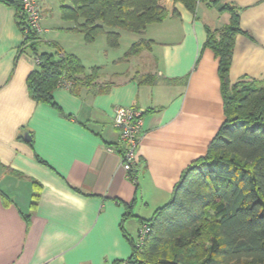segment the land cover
Returning <instances> with one entry per match:
<instances>
[{"label":"crops","instance_id":"1","mask_svg":"<svg viewBox=\"0 0 264 264\" xmlns=\"http://www.w3.org/2000/svg\"><path fill=\"white\" fill-rule=\"evenodd\" d=\"M38 1L45 29L38 50L58 45L87 73L101 67L98 82L107 90L75 94L62 86L54 91L57 106L34 100L28 77L36 57L24 45L16 8L0 2V264H124L132 253L125 234L136 238L140 220L171 200L226 119L219 59L206 46L207 29L231 21L223 5L240 15L231 84L264 79V0L201 2L196 12L160 0L168 17L142 33L120 30L115 48L105 34L87 42L72 30L75 22L61 17L71 0ZM141 39L150 47L126 57ZM146 75L157 81L141 83ZM119 106L143 112L132 172L122 167Z\"/></svg>","mask_w":264,"mask_h":264},{"label":"trees","instance_id":"2","mask_svg":"<svg viewBox=\"0 0 264 264\" xmlns=\"http://www.w3.org/2000/svg\"><path fill=\"white\" fill-rule=\"evenodd\" d=\"M196 12L201 2L219 0H175ZM14 6L24 35V45L33 51L36 68L28 77L34 100L54 106V91L62 86L79 94L85 87L99 84L101 67L91 73L79 57L55 52H40V36L27 29L21 0H0ZM231 21L222 29L208 30L206 46L219 59L222 96L226 119L209 144L205 156L194 161L177 183L171 200L157 208L149 219H141L150 230L140 240L125 234L132 245L124 264H264V79H243L231 84L230 70L236 36L241 32L240 15L235 6L225 4ZM169 15L160 0H71L61 6L63 20L75 22L73 31L87 42L105 34L109 46H119L120 30L142 33L148 25L162 22ZM27 29V32H26ZM141 39L126 52V57L150 47ZM157 79L146 75L141 83ZM43 163V160H40ZM127 206L124 220L133 215ZM123 225V223H122ZM123 228V226H122ZM140 230V229H139Z\"/></svg>","mask_w":264,"mask_h":264},{"label":"built area","instance_id":"3","mask_svg":"<svg viewBox=\"0 0 264 264\" xmlns=\"http://www.w3.org/2000/svg\"><path fill=\"white\" fill-rule=\"evenodd\" d=\"M22 13L27 21V29H31L41 36L45 29L42 26V12L38 0H21ZM26 29V32H27ZM39 62L40 60L37 59ZM115 126L120 132V139L125 144L122 154V167L132 172L137 162V147L143 132V112L133 106H119L115 109ZM135 180V179H134ZM150 230L147 224L140 227V240Z\"/></svg>","mask_w":264,"mask_h":264},{"label":"rangeland","instance_id":"4","mask_svg":"<svg viewBox=\"0 0 264 264\" xmlns=\"http://www.w3.org/2000/svg\"><path fill=\"white\" fill-rule=\"evenodd\" d=\"M53 3V2H52ZM54 5V4H53ZM57 5L59 6L60 4L57 2ZM58 7L55 6V14L57 13ZM134 236V235H133Z\"/></svg>","mask_w":264,"mask_h":264}]
</instances>
